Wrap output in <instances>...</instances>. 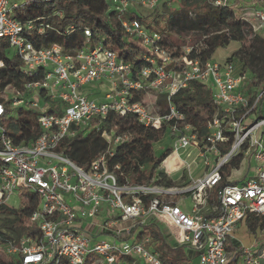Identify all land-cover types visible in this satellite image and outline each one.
<instances>
[{"label": "built area", "instance_id": "built-area-1", "mask_svg": "<svg viewBox=\"0 0 264 264\" xmlns=\"http://www.w3.org/2000/svg\"><path fill=\"white\" fill-rule=\"evenodd\" d=\"M158 2L135 1L147 10ZM26 3L0 0V41L7 51H15L28 77L20 90L5 87L10 93L4 91V100H10L11 109L34 110L39 133L33 141L14 144L0 127V206L10 208L7 203L19 190L25 191L18 195L19 215L31 203L36 205L26 219L28 233L18 236L2 226L14 216L0 213V233L6 235L0 250L16 264H165L156 251L158 240L146 230L154 228L170 247L191 251L197 264H264L263 244L257 251L229 248L238 222L264 217V88L247 93L252 82L249 69H242L237 57L222 62L188 58L193 47L185 48L186 55L174 56L162 45L161 34L137 19L120 18V25L155 57H148V65L136 75L117 52L90 46L88 28L82 29L85 44L80 47H36L30 37H43L52 27L40 17L18 18L16 10ZM211 3L222 5L218 0ZM132 4L110 0V8L118 13L134 8ZM256 18L260 22L251 25L253 35L264 27V8ZM191 81L207 85L215 105L200 140L170 100ZM96 85L106 86V92L91 99L87 91ZM5 109L0 101V117ZM109 115H133L139 124L156 130L166 127L169 155L175 154L180 162L174 171L161 169L168 178L190 166L178 156L180 151H189L186 157L196 152L191 162L202 159L206 171L180 189L120 183V166L109 167L108 158L129 134L108 131ZM88 130L100 133L106 149L80 166L61 143ZM237 158L238 168L247 164L246 172L208 204L209 193L221 182L220 171ZM182 195L190 198L188 212L172 200ZM212 213L215 216L206 218ZM163 227L170 230L174 246Z\"/></svg>", "mask_w": 264, "mask_h": 264}, {"label": "trees", "instance_id": "trees-1", "mask_svg": "<svg viewBox=\"0 0 264 264\" xmlns=\"http://www.w3.org/2000/svg\"><path fill=\"white\" fill-rule=\"evenodd\" d=\"M135 3L136 0H130ZM169 2L172 0H168ZM264 1V0H263ZM25 6L16 10V16L20 19L42 18V22L49 24L52 29L48 30L43 37L31 36L30 40L36 47H51L53 45L62 46L66 50H71L85 44V38L82 33L83 28L90 30L91 36L88 44L90 46L100 45L104 48L117 52L118 56L131 64V71L136 75L139 70L148 65V57H155L131 34L126 33L121 25L120 18L126 20L137 19L146 28L150 27L151 16H155L156 7L152 13L143 16L136 9L132 8L123 13L110 8V0H53L47 2L44 0H26ZM177 8L168 7L164 2L162 16L165 17L166 26L163 31H157L162 36V45L174 56L186 55L185 47L175 42L168 43L166 34H175L177 36L193 34L194 40L200 41L196 47H193L188 58H198L201 61L211 60L215 50L227 45L229 42L245 41L250 35L248 46H242L239 51L232 54L230 59H236L242 63V69H249L253 65L257 69V75H252V82L247 85V93L254 94L258 89L264 88V38L260 35L252 34V30L247 23L243 22L229 6L213 5L210 0H175ZM61 13V16L58 15ZM71 29L74 31L71 32ZM6 43L0 41V101L5 104V114L0 117V127L3 129L5 137L11 139L14 144L33 141L38 133V126L35 122L34 110H22L16 108V116L12 115V109L9 107L10 100H4L1 96L7 86L15 91L21 89L23 81L28 77L22 74L20 70V61L15 57H8ZM242 54L243 58L239 55ZM159 60V59H158ZM172 65H168L170 67ZM174 107L184 115L185 122L190 124L193 132L200 140L206 132L207 122L215 113V105L212 100L211 92L207 85L197 81H191L183 89L178 90L170 98ZM108 131L113 130L116 134H129L127 141L117 146L114 155L108 158L109 167L120 166V172L123 174L119 182H127L131 185L137 184H156L166 188L174 187L176 181L165 175V172L159 169L160 164L170 154V146L156 154L154 144L166 141L170 144V138L166 127L156 130L139 124L133 115L123 118L109 115L106 125ZM61 148L67 156L77 165L86 166L100 153L106 149V143L100 137V133L91 131L86 135L77 134L71 139L64 140ZM239 159L232 161L221 171V182L211 190V196L208 197V204L217 201L218 194L226 185H231L237 181L228 179L231 170L238 168ZM31 203L18 214L16 210L6 206H0V213H6L14 216L12 219H5L2 226L10 230L14 236L28 233L26 219L31 210L35 207ZM215 216L208 214L206 218ZM252 220L264 223V217L249 216L246 219L247 227ZM149 235L158 240L156 251L159 258L165 264H192L195 256L191 251H184V247L172 248L160 232L154 228L146 229ZM0 233V247L5 239ZM264 246V236L259 238ZM238 249L240 246L236 241H231L230 249ZM0 264H16L14 259L6 256L0 250Z\"/></svg>", "mask_w": 264, "mask_h": 264}, {"label": "rangeland", "instance_id": "rangeland-1", "mask_svg": "<svg viewBox=\"0 0 264 264\" xmlns=\"http://www.w3.org/2000/svg\"><path fill=\"white\" fill-rule=\"evenodd\" d=\"M211 2H214L215 0H210ZM223 5L229 6L232 11L247 25L250 26L254 24L256 25L260 20L256 18V14L258 11L264 8V1L263 0H218ZM166 3L168 7L171 8H177V3L175 0L168 1V0H159L158 5L156 6V13L155 16H151L152 22H150V27L147 28L150 31H163L162 28L166 26L165 17L162 16V13L164 11L162 7V3ZM132 7L136 9L138 13H141L143 16H147L150 13H152V10H147L139 7L136 3L132 4ZM262 38H264V27L259 30L257 33ZM167 38L168 43L175 42L179 44L180 46H183L185 48L190 47H196L200 41L194 40L197 37H194L193 34H187L182 36H177L174 33L173 34H164ZM250 35H248L242 43L239 42H229L227 45L223 47H219L215 50L214 54L212 55L211 60L215 62H222L226 60L227 58H230L233 53L236 51H239L242 46H248L250 41ZM15 55V51L10 49L7 51V56L12 57ZM242 58L243 55L239 54ZM234 63L239 67L240 62L234 60ZM249 72L251 75H257V69L253 65H249ZM107 87L96 85L95 88L92 90H88V95L91 99H98L103 97L104 93L106 92ZM6 93H10V91L4 89ZM1 96V98L5 99L6 96H8L6 93ZM17 111L15 109H12V115L15 117ZM254 118V117H253ZM252 119V117H251ZM90 132V130H88ZM88 131L85 133L87 134ZM170 146L168 145V142L162 141L159 143L154 144V152L156 154H160V152H164L165 149H167ZM189 152V151H187ZM184 151L179 152V157L186 162L190 163V166L188 168L183 169L182 171H179L177 173L172 174L171 178L173 180H178L180 177L184 176L182 180L176 181L175 187L177 188H184L188 185L192 184V181L190 178L195 181L197 178H200L206 169L202 165V159L197 158L194 163L191 162L193 157L195 156L196 152H192L189 157H186V153ZM180 167V162L178 161L175 154L169 155L160 165V169H163L165 171H174L175 169ZM247 164L245 162H242L239 168L232 169L231 173L228 177L231 181H238V179L241 177L242 174L246 172ZM208 168L207 170H209ZM24 190H19L16 192L11 199L8 201L7 205L10 208H13L15 210H19L22 207V200L19 198V194H24ZM211 196V193H209V197ZM172 200L178 201V204L181 208L186 210L188 212V205L190 198L187 195H182L177 198H173ZM1 224V223H0ZM250 227H247L246 225V219L240 221L237 223L233 230V237L235 241L238 243L239 246H242L244 248H248L252 251H257L259 249V246L263 243L259 238L261 236H264V223H261L260 221L252 220L249 224ZM163 231L165 234H167V241H169V244L171 246H174L175 244L172 243L170 240V230L168 228L163 227ZM192 264H197V259L192 260Z\"/></svg>", "mask_w": 264, "mask_h": 264}, {"label": "crops", "instance_id": "crops-1", "mask_svg": "<svg viewBox=\"0 0 264 264\" xmlns=\"http://www.w3.org/2000/svg\"><path fill=\"white\" fill-rule=\"evenodd\" d=\"M243 175H244V174H242L241 177H242ZM241 177H240V178H241ZM240 178H239V179H240Z\"/></svg>", "mask_w": 264, "mask_h": 264}]
</instances>
